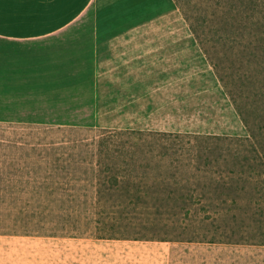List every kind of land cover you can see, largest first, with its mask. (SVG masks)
<instances>
[{
    "label": "rangeland",
    "instance_id": "374dc122",
    "mask_svg": "<svg viewBox=\"0 0 264 264\" xmlns=\"http://www.w3.org/2000/svg\"><path fill=\"white\" fill-rule=\"evenodd\" d=\"M103 128L14 131L123 144L169 205L98 227L81 196L0 200V264H264V0H125Z\"/></svg>",
    "mask_w": 264,
    "mask_h": 264
},
{
    "label": "crops",
    "instance_id": "0c3cea01",
    "mask_svg": "<svg viewBox=\"0 0 264 264\" xmlns=\"http://www.w3.org/2000/svg\"><path fill=\"white\" fill-rule=\"evenodd\" d=\"M125 0H0V122L106 123Z\"/></svg>",
    "mask_w": 264,
    "mask_h": 264
},
{
    "label": "trees",
    "instance_id": "16d2710c",
    "mask_svg": "<svg viewBox=\"0 0 264 264\" xmlns=\"http://www.w3.org/2000/svg\"><path fill=\"white\" fill-rule=\"evenodd\" d=\"M0 125L12 129L9 130V136L0 134L1 201L11 203L24 198L23 196H26V202L37 197L50 201L56 195L67 198L81 196L85 198L86 210L97 209L94 212L102 218L98 227H103L107 220H116L117 214L123 219H129L131 212L142 210L144 214H148L153 207L154 214L158 207L150 205L149 200L161 199L160 205H169L177 191L171 189L168 183L161 182L162 186H159L160 183L155 184V181L148 182L155 179L157 174L146 168L140 171L130 165L128 160L111 163L113 156L121 157L123 144L119 148L113 144L110 147L101 138L95 149L86 152V144L78 139H25L27 135L14 131L23 126L67 133L96 128L14 123ZM97 129L100 132L106 130L103 127ZM96 151L98 160H93ZM189 210L188 208L185 211Z\"/></svg>",
    "mask_w": 264,
    "mask_h": 264
}]
</instances>
